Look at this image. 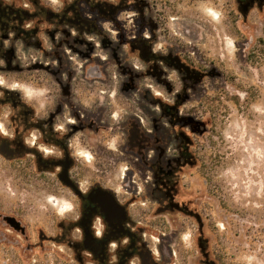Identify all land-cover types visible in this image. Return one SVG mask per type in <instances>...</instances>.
<instances>
[{"label":"flooded vegetation","instance_id":"af4514ba","mask_svg":"<svg viewBox=\"0 0 264 264\" xmlns=\"http://www.w3.org/2000/svg\"><path fill=\"white\" fill-rule=\"evenodd\" d=\"M192 1L0 0V156L56 179L78 264H217L191 193L195 111L182 105L205 75L168 38ZM235 4L243 18L264 8ZM91 158L126 164L123 178L90 174Z\"/></svg>","mask_w":264,"mask_h":264},{"label":"rangeland","instance_id":"374dc122","mask_svg":"<svg viewBox=\"0 0 264 264\" xmlns=\"http://www.w3.org/2000/svg\"><path fill=\"white\" fill-rule=\"evenodd\" d=\"M222 4L182 2L166 34L205 75L182 103L197 126L191 193L217 264H264V8L243 18L235 0ZM23 164L0 156V264H78L61 240L69 205L56 179H35ZM84 164L90 174L105 165L104 181L121 180L127 167Z\"/></svg>","mask_w":264,"mask_h":264}]
</instances>
